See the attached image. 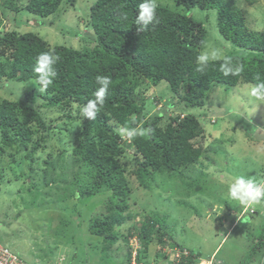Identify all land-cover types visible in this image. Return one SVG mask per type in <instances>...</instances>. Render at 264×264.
<instances>
[{
  "label": "trees",
  "instance_id": "16d2710c",
  "mask_svg": "<svg viewBox=\"0 0 264 264\" xmlns=\"http://www.w3.org/2000/svg\"><path fill=\"white\" fill-rule=\"evenodd\" d=\"M169 1L185 10H216L220 35L240 54L207 61L204 70L197 71V57L206 38L203 22L178 13L173 6L157 4L158 23L137 32L136 15L142 0H96L90 6L86 27L93 44L83 50L52 47L31 32H0L2 85L16 82L34 87L36 57L51 51L60 58L55 65L57 76L45 93L31 89L24 99H0V178L9 166L21 165L30 182L28 194L32 197L34 191L32 206L104 194L105 213L100 211L89 219V234L101 239L102 254L107 255L110 250L113 253L112 247L120 239L127 249L129 237L135 233L143 250L137 256L139 262L149 257L151 245L164 246L168 236L162 232L160 237H154L155 228L161 231V221L156 216L142 222L138 229L133 226L123 232V225L134 218L132 194L138 189L180 187L183 173L201 158L202 148L195 146L194 141L204 135L194 114L180 118L165 112L145 118V93L141 86L166 82L170 93L184 106L201 108L213 84L255 85L260 82L255 79L257 74L264 80V32L246 27L241 10L236 7L238 0ZM244 1L252 6L260 0ZM62 4L67 5V0H0V29L5 26L1 18L6 19L8 12L25 11L34 17L48 18ZM226 61L242 65L243 71L238 76H225L220 65ZM99 75L111 78L112 83L101 112L91 121L84 119L80 111L95 98ZM37 98L44 101L43 108L58 110L65 118L64 125L80 124L74 146L63 145L56 152H49V143L58 128L52 126L54 120H45L32 105ZM122 128L151 132L137 134L126 145ZM127 147L134 150L130 158L133 167L125 160L129 157ZM195 182L186 184L188 197L196 191L202 193V186L193 185ZM41 185L49 188L47 197H39ZM129 249L130 252V246ZM53 252L49 248V259L43 262L55 259ZM130 255L131 252L129 260ZM194 258L197 259L189 253L180 264H197Z\"/></svg>",
  "mask_w": 264,
  "mask_h": 264
},
{
  "label": "rangeland",
  "instance_id": "374dc122",
  "mask_svg": "<svg viewBox=\"0 0 264 264\" xmlns=\"http://www.w3.org/2000/svg\"><path fill=\"white\" fill-rule=\"evenodd\" d=\"M95 1L67 0V5L62 4L48 18L34 17L25 11L8 12L6 19L1 18L5 26L0 32H31L52 47L83 50L93 44L86 27L90 6ZM156 4L173 6L178 13L203 22L206 38L200 55L207 54L208 61L240 54L239 49L220 35L216 10H185L169 0H156ZM236 7L241 10L249 30L264 32V0L252 6L238 0ZM2 84L0 81V99H24L31 89L39 92L37 86L30 84ZM253 86L247 82L234 87L213 84L206 92L201 108L184 106L170 93L166 82L141 86L145 93L142 113L145 118L165 112L172 117L180 115V118L187 113L194 114L204 135L194 141L195 146L202 148L201 158L183 173L180 187L159 191L138 189L132 194L130 202L134 218L123 225V232L128 227L138 229L142 222L147 223L156 216L161 221V231L155 228L154 237H160L162 232L168 236L164 238V246L151 245L149 257L139 263L180 264L181 258L185 257L180 253L174 256L172 251L183 249L185 255L192 253L197 257L194 258L197 264H205L207 259H211L212 264H264V203L245 209L227 195L229 185L237 176L264 181V100H256L250 95ZM43 103L37 98L32 105L45 120H54L52 126L58 128L49 143V152H56L63 145L74 146L77 143L74 135L80 124L64 125L65 118L58 110L43 108ZM124 139L126 145H130V139ZM126 152L129 157L125 160L133 167L130 158L134 150L127 147ZM24 171L21 165L9 166L0 178L2 247L27 264H42L48 260L49 248L54 250L55 261L65 258L64 264H129V241L137 238L135 233H131L127 249L120 239L112 247L113 253L110 250L105 255L101 251V239L88 232L89 219L105 213L104 194L32 206L35 195L34 191L32 197L28 194L30 182ZM194 181L193 185L202 186V193L196 191L188 197L186 184ZM49 193V188L40 186L39 197H47Z\"/></svg>",
  "mask_w": 264,
  "mask_h": 264
},
{
  "label": "clouds",
  "instance_id": "9594fccd",
  "mask_svg": "<svg viewBox=\"0 0 264 264\" xmlns=\"http://www.w3.org/2000/svg\"><path fill=\"white\" fill-rule=\"evenodd\" d=\"M156 0H142L139 4L136 15L137 32H142L149 25L158 23ZM126 18V17H125ZM59 56L51 51L42 52L36 57L34 72L37 74L35 83L40 93H45L48 88L53 85L57 76L55 65L59 61ZM209 57L207 54H201L197 57V71L202 72L207 65ZM220 70L225 76H238L243 71L242 65H232L226 61L220 65ZM259 83L255 84L250 91V95L256 100H264V80H261L260 74L255 77ZM96 83L99 86L95 92V98L90 99L81 108L80 114L84 119L95 121L98 114L101 112L105 104V98L109 92L112 83L111 78L103 75L96 77ZM34 106V105H33ZM171 107V106H170ZM250 122V121H249ZM121 135L124 138L130 139L137 134L145 135L151 132V129H120ZM227 195L232 200L237 202L241 207L247 209L253 205L264 203V181L257 182L252 178L245 176H237L233 179L227 189Z\"/></svg>",
  "mask_w": 264,
  "mask_h": 264
},
{
  "label": "built area",
  "instance_id": "2783aa9c",
  "mask_svg": "<svg viewBox=\"0 0 264 264\" xmlns=\"http://www.w3.org/2000/svg\"><path fill=\"white\" fill-rule=\"evenodd\" d=\"M130 245L133 249L134 256L136 253L142 251V245L138 243L136 239H133L130 242ZM0 264H25L18 257L14 256L7 248H4L0 245ZM131 264H135L132 262Z\"/></svg>",
  "mask_w": 264,
  "mask_h": 264
},
{
  "label": "bare ground",
  "instance_id": "6f19581e",
  "mask_svg": "<svg viewBox=\"0 0 264 264\" xmlns=\"http://www.w3.org/2000/svg\"><path fill=\"white\" fill-rule=\"evenodd\" d=\"M134 239H136L137 241H138V243L139 244H141V242L139 241V239L138 238H134ZM133 240V238L132 239H130V241H129V246H130V248H131V255H130V260H129V264H131L132 262H134L135 264H141V263H138V261H137V256H138V252L136 253V255L134 256V254H133V249H132V247H131V245H130V242ZM6 248V247H5ZM9 250V249H8ZM10 251V250H9ZM185 251L186 250H183V249H180V251H176V250H173L172 251V253L174 254V256H176L177 255V253H180L181 254V256H183V257H185V258H187L188 256L187 255H185ZM10 253H12L11 251H10ZM13 254V253H12ZM14 256H16V257H18L17 255H15V254H13ZM19 258V257H18ZM56 258V257H55ZM20 259V258H19ZM21 260V259H20ZM22 261V260H21ZM211 259L210 260H206L204 263L205 264H212L211 263ZM23 262V261H22ZM64 262H65V258L63 257L62 259H58L57 261H55L54 259H51V261H46V262H43L42 264H64ZM23 263H25V262H23ZM25 264H27V263H25Z\"/></svg>",
  "mask_w": 264,
  "mask_h": 264
},
{
  "label": "crops",
  "instance_id": "0c3cea01",
  "mask_svg": "<svg viewBox=\"0 0 264 264\" xmlns=\"http://www.w3.org/2000/svg\"><path fill=\"white\" fill-rule=\"evenodd\" d=\"M217 248H218V246H217ZM217 248H216V249H217ZM216 249H215V250H216ZM215 250H214V251H215ZM213 253H214V252H213ZM212 255H213V254H212ZM212 255H211V256H212Z\"/></svg>",
  "mask_w": 264,
  "mask_h": 264
}]
</instances>
